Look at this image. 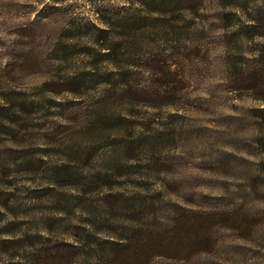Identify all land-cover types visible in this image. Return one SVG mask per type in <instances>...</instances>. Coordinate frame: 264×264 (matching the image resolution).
I'll return each mask as SVG.
<instances>
[{
    "label": "rangeland",
    "instance_id": "374dc122",
    "mask_svg": "<svg viewBox=\"0 0 264 264\" xmlns=\"http://www.w3.org/2000/svg\"><path fill=\"white\" fill-rule=\"evenodd\" d=\"M0 264H264V0H0Z\"/></svg>",
    "mask_w": 264,
    "mask_h": 264
}]
</instances>
